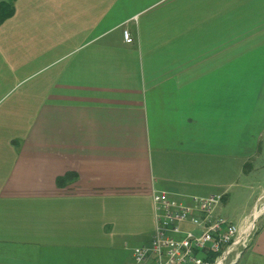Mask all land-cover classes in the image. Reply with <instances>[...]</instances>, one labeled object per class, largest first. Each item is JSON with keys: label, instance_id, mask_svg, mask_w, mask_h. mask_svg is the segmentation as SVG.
Masks as SVG:
<instances>
[{"label": "crops", "instance_id": "1", "mask_svg": "<svg viewBox=\"0 0 264 264\" xmlns=\"http://www.w3.org/2000/svg\"><path fill=\"white\" fill-rule=\"evenodd\" d=\"M263 148L264 0H15L0 25V264L152 240L154 190ZM233 184L204 185L220 216ZM235 264H264V219Z\"/></svg>", "mask_w": 264, "mask_h": 264}, {"label": "built area", "instance_id": "2", "mask_svg": "<svg viewBox=\"0 0 264 264\" xmlns=\"http://www.w3.org/2000/svg\"><path fill=\"white\" fill-rule=\"evenodd\" d=\"M123 35L126 42H133L129 29ZM152 197L155 230L149 244L133 248L138 264H235L264 215L260 199L241 225L228 222L216 211L224 199L222 192L197 195L162 188Z\"/></svg>", "mask_w": 264, "mask_h": 264}, {"label": "rangeland", "instance_id": "3", "mask_svg": "<svg viewBox=\"0 0 264 264\" xmlns=\"http://www.w3.org/2000/svg\"><path fill=\"white\" fill-rule=\"evenodd\" d=\"M261 161L249 164V168L257 166L256 169H250L248 173L242 174L240 172V164L237 163L238 168L236 171V178L231 180H226L223 176H219L220 173L216 172V168L212 166L211 163L205 162L202 166L199 174L196 172L189 173L186 179L191 183V185L186 186L190 193L202 195L207 193L209 187L204 185H214L216 188L212 191H223V183L228 181H234V184L229 188L231 194L225 203H222L219 211L223 215L222 217L228 222L240 224V219L245 215H249L251 205L253 200L261 191V186L264 185L262 180L264 178V148L260 154ZM262 199L261 201H263ZM264 203V202H263ZM264 219V215L259 218L255 232H257L261 220ZM256 234V233H255ZM151 234H147L138 239L130 238L129 244L125 245L120 242V250H98L96 248L92 249H73L70 253L73 254L76 263L72 261V264H138L133 257V248L135 246L143 245V243H150ZM66 251V250H64ZM68 252V251H67ZM120 255V258H117Z\"/></svg>", "mask_w": 264, "mask_h": 264}, {"label": "trees", "instance_id": "4", "mask_svg": "<svg viewBox=\"0 0 264 264\" xmlns=\"http://www.w3.org/2000/svg\"><path fill=\"white\" fill-rule=\"evenodd\" d=\"M15 13V0H0V25ZM71 176L67 175L63 180H68Z\"/></svg>", "mask_w": 264, "mask_h": 264}]
</instances>
